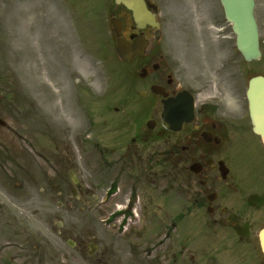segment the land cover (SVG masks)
Returning a JSON list of instances; mask_svg holds the SVG:
<instances>
[{
  "label": "flooded vegetation",
  "instance_id": "obj_1",
  "mask_svg": "<svg viewBox=\"0 0 264 264\" xmlns=\"http://www.w3.org/2000/svg\"><path fill=\"white\" fill-rule=\"evenodd\" d=\"M101 1L110 21L120 20V35L133 54L127 61L117 56L116 71L126 93L115 98L111 107L112 135L102 140L109 145L103 147L100 139H94L100 160L109 164L115 177L110 189L115 192V184L125 178L146 177L159 184L167 170L178 168L187 177L185 212L193 216L197 227L182 226L184 213L179 205L166 237L171 239L173 232H180L179 240L189 242L193 230L214 232L222 235L225 245H249L258 250L257 263L264 264L259 238L264 228V145L250 118L245 60L229 33L220 0L195 1L196 27L180 13L183 0H144L154 15L152 23L138 21L123 0ZM256 1L259 9L262 0ZM3 4L0 0V7ZM173 15L179 19L174 38ZM260 20L264 21V10ZM15 37L19 41V35ZM111 39L116 45L113 28ZM24 47L21 38L14 48L18 56L25 53ZM7 70L0 65V119H9L14 126L0 132V149L10 150L8 159L21 183L18 193L0 199V258L2 264H21L18 226L22 191L28 195L34 179L36 157L32 153L44 154L40 159L47 165V195L57 205L47 210L43 200L39 207L53 216H68L74 200L84 210L85 161L64 154L69 149L64 129L54 123L44 103L33 97L16 68L13 77H8ZM255 70L261 74L260 66ZM23 117L31 122V130L19 129ZM22 132L28 146L11 145V138L20 139ZM87 142L78 139L82 151ZM133 206L118 212L117 217H131ZM25 213L33 215L32 211ZM126 229L131 231L132 226ZM208 253L204 240L198 239L188 252L185 246L176 251L172 260L174 264L187 260L197 264Z\"/></svg>",
  "mask_w": 264,
  "mask_h": 264
},
{
  "label": "rangeland",
  "instance_id": "obj_2",
  "mask_svg": "<svg viewBox=\"0 0 264 264\" xmlns=\"http://www.w3.org/2000/svg\"><path fill=\"white\" fill-rule=\"evenodd\" d=\"M73 1L75 0H5L0 11V65L12 69L11 72H7L8 75L16 68L20 79L27 82L33 97L39 103H44L51 119L64 129L67 134L65 144L69 146V149L64 150V154L71 160L82 157L86 162L85 177L82 178L83 189L87 193L84 211L79 213L77 203L71 202L72 211L67 217H55L53 214L49 215L47 211L49 208L42 210L39 207L41 198L39 191L41 187L45 188L44 172L47 171L45 163L39 161L36 167L37 186L31 187L33 189L31 194L36 195L31 201L22 203L21 262L135 264L136 259V264H169L173 251L179 248L178 240L181 235L175 234L172 239L159 245L158 240L162 239L163 235L157 227H160L162 221L166 224L170 222L171 217L166 210L170 208L173 211L177 199L184 203L189 198L185 192L176 191L179 187L180 190L186 188V175L180 169L167 171L166 179L160 185H149L150 188H147L146 181H143L145 190L142 184H135L133 179L125 178L121 181V188L123 194H127L126 197L121 194L103 205L99 209L101 213L96 211L99 200L106 195L105 186H110L115 177L114 174L108 173L109 171L106 173L104 167L101 169L105 171L99 175L95 153L88 149V145L85 151H81L77 141L79 138H88L90 132L91 136L96 133L98 137L100 134L103 138L111 135L110 124L106 122L105 127L99 126L100 131L97 129V125L102 124L98 116L110 114L107 107L115 97L112 95L120 96L124 86L113 79L114 67L111 65L115 55L108 30L107 7H103L100 0H81L82 6L78 8L72 4ZM184 1L186 6H180V13L192 27H196L199 20L196 18L195 0ZM263 10L264 0L258 11L261 17ZM80 15L85 18L82 25L78 22ZM173 18L174 38L179 19L177 15H173ZM80 26L82 32L78 30L81 29ZM260 28L264 55V21H261ZM229 32L232 35L230 27ZM17 34L20 37L19 41L18 39L16 41ZM21 38L25 41V53L19 57L14 48L20 44ZM256 66L254 63L245 65L247 77L250 76V72H254ZM260 66L264 71V56ZM88 115L95 123L96 130H88L90 125ZM9 124L14 126L12 121H9ZM18 126L20 130L32 129L31 122L29 120L26 122L23 118ZM2 130L0 128V132ZM20 142L21 145H26L24 141ZM9 151L0 152V197L15 191L16 187L13 165L10 162L3 163L4 154L7 155ZM40 165L45 171L40 169ZM132 192L141 197V204L138 206L142 222L133 224L130 234H123L116 226L109 225L108 221L110 213L116 206L114 203L123 204L121 201L130 198ZM158 192L164 194L160 195ZM133 197L134 195L131 198ZM163 203L165 207H162ZM25 210L32 211L33 215H26ZM192 219L193 216L187 214L183 223L188 222V225L194 228L195 224H191ZM142 226H145L144 235L135 231ZM199 234L194 233L193 238L204 240V244L215 250L212 252L213 257H210L209 253L205 264H257L258 251L249 245L220 247L217 246L214 234ZM221 238L222 235L220 240ZM131 242L134 243L133 246ZM92 244L97 245L94 255L89 254L94 250L91 248ZM191 248L192 246L189 247ZM9 253L7 250L6 254Z\"/></svg>",
  "mask_w": 264,
  "mask_h": 264
},
{
  "label": "water",
  "instance_id": "obj_3",
  "mask_svg": "<svg viewBox=\"0 0 264 264\" xmlns=\"http://www.w3.org/2000/svg\"><path fill=\"white\" fill-rule=\"evenodd\" d=\"M228 20L233 23L237 35V46L247 61L259 59V27L255 18V0H221ZM136 12L145 15L144 5L140 0H134ZM118 53L126 59L123 42H119ZM248 98L254 131L262 136L264 141V77L252 79ZM264 251V231L261 233Z\"/></svg>",
  "mask_w": 264,
  "mask_h": 264
}]
</instances>
